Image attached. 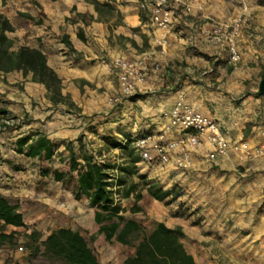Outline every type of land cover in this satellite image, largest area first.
<instances>
[{
    "label": "crops",
    "instance_id": "0c3cea01",
    "mask_svg": "<svg viewBox=\"0 0 264 264\" xmlns=\"http://www.w3.org/2000/svg\"><path fill=\"white\" fill-rule=\"evenodd\" d=\"M98 1L110 2L122 24L112 26L86 0H0V15L14 29L5 33L12 40L11 50L28 46L45 54L62 81V94L79 108L53 105L45 86L31 73L0 72V106L15 118L0 132V193L14 201L24 217L25 228L8 226L6 233L37 231L45 239L58 228H70L85 237L100 264H125L134 248L100 233L96 207L77 195V172H69L67 144L76 150L81 139L94 154L111 149L113 140L124 143L145 133L179 139L182 135L168 121L173 106L183 100L214 118L229 141L243 139L251 147H264V98L255 97L244 79L239 81L242 67H232L225 49L207 44L203 33L210 20L243 17L241 58H258L264 53V0H236L242 6L232 0H184L188 9L174 8L166 44L139 0ZM142 54L158 68L150 67L133 96L111 104L109 99L119 94L111 62ZM28 135L34 140L43 135L57 145L51 161L17 153L16 140ZM208 150L206 144L191 148L187 169L140 161L142 174L164 190L176 187L181 195L165 204L146 191L136 215L145 211L150 220L130 218L147 231L160 222L180 227L181 242L196 264H264L259 244L264 229V156L243 162L231 152L208 161ZM56 172L64 173L61 181L55 179ZM21 254L1 248L0 264H16Z\"/></svg>",
    "mask_w": 264,
    "mask_h": 264
},
{
    "label": "trees",
    "instance_id": "16d2710c",
    "mask_svg": "<svg viewBox=\"0 0 264 264\" xmlns=\"http://www.w3.org/2000/svg\"><path fill=\"white\" fill-rule=\"evenodd\" d=\"M1 1L5 4L8 0ZM86 1L92 4L100 15L109 13L113 9L109 2ZM79 16L83 15L79 14ZM13 31L8 20L0 15V72L21 71L23 75L31 73L35 82L45 86L46 96L53 105H65L70 110L78 111L79 108L72 102L70 96L62 94V81L50 67L45 54L28 46H21L17 51L11 50L12 40L5 33ZM78 37L83 39L80 32ZM66 44L71 46L67 40ZM0 116L2 117L0 132H2L12 124L2 123V120L10 115L1 106ZM134 141L135 139H130L124 143H117L113 140L110 145L126 152L130 158L132 153L129 150L132 146L135 148ZM15 147L18 154L27 158L51 161L57 145L43 135L37 136L35 140L28 135L18 138ZM66 150L69 172H77V195L87 197L90 204L96 207L95 221L100 226V233H103L107 240L114 239L118 243L134 248L133 256L127 258L125 264H196L193 256L186 251L181 242L183 232L180 227L172 229L160 222L153 230L147 231L143 225L124 215L125 210L116 200L112 183L109 181V170L116 169L117 166L96 160L94 155L83 146L81 139L76 150L71 143L67 144ZM140 160L139 156L133 157L130 159L133 167H120V171L127 174L137 172L135 170ZM64 176V173L56 172L54 177L61 181ZM138 178L143 181V187L149 196L158 202L171 204L181 195L176 187L164 190L157 183L147 180L145 175L140 174ZM117 181L118 186L125 183L123 178ZM136 188L137 184L131 183L122 197L130 198ZM133 197L138 202L141 193H136ZM130 210L135 213L140 212L141 208L135 204ZM8 226L25 228L24 217L18 210V205L0 193V249L18 247L19 233L17 231L6 233ZM22 236L28 250L26 257L28 264H100L85 237L70 228H58L50 232L45 239H41V234L37 231L24 232Z\"/></svg>",
    "mask_w": 264,
    "mask_h": 264
},
{
    "label": "built area",
    "instance_id": "2783aa9c",
    "mask_svg": "<svg viewBox=\"0 0 264 264\" xmlns=\"http://www.w3.org/2000/svg\"><path fill=\"white\" fill-rule=\"evenodd\" d=\"M139 6L148 13L151 23L162 31V44H166L165 32L170 27L174 8L177 6L188 9L184 0H141ZM241 28L240 18L231 21L210 20L203 33L207 44L225 49L229 61L235 63L241 59L238 46ZM110 66L116 72L119 85V94L109 99L111 104H119L123 97L133 96L136 89L145 82L150 67L158 68V64L152 63L147 54H142L136 59L116 57ZM14 121L15 119L8 117L4 118L2 123L11 125ZM168 124L182 135L179 139L165 140L152 133L135 139L134 147L142 162L173 164L177 169H187L191 165L190 149L200 148L204 144L209 146L206 155L208 161H214L217 156H227L231 152L243 162L264 156L262 146L254 148L243 139H226L214 118L194 110L183 100L177 101L171 109ZM1 129L0 125V131ZM259 244L264 252V229Z\"/></svg>",
    "mask_w": 264,
    "mask_h": 264
},
{
    "label": "rangeland",
    "instance_id": "374dc122",
    "mask_svg": "<svg viewBox=\"0 0 264 264\" xmlns=\"http://www.w3.org/2000/svg\"><path fill=\"white\" fill-rule=\"evenodd\" d=\"M140 1L141 0L138 1L139 5H140ZM232 4L235 6H242L243 5L242 3H239L236 0H232ZM110 5L113 7L111 12L102 13L101 17L105 20L111 21L110 23L112 26H114V27L119 26L122 24L121 15L111 3H110ZM146 19L147 18H145L144 15H142V20L145 21ZM240 19L243 21V17H240ZM246 25H247V22H246ZM170 29H171V27H170ZM173 29H175L174 26H172V30ZM246 30H248V29L246 28ZM134 32H137V30L136 31L134 30ZM188 49L193 51L195 48L192 46H189ZM195 51L198 52L197 50H195ZM230 63H231L232 67H238V68L242 67L241 68V74L237 77L239 79V81L240 80L243 81V79H244L245 83L249 84L251 90L255 91V93H254L255 97L264 98V95L258 96L256 94L258 82L261 80V78H264V53H262V54L260 53L258 58H254V57L250 58L249 56H246V58L244 60H242V58H241L238 62H235V63L230 62ZM10 118H13V117L10 116ZM120 143H123V142H120ZM110 148L111 149H106V150H105V148H102L103 149L102 152L96 151V152H93L94 153L93 155H94L95 159L98 161L102 160V162H104V163H108L110 165L117 166L116 169L109 170V172H108L110 174L109 181H111L112 189L115 192V198L119 202V205L121 206V208H122L123 204H125L123 209L125 210V212H127V215H126L127 218H130V216L132 218H136L138 216V215H136L137 212L132 213L130 209L135 204L138 206L137 202L135 201V198L133 197L134 194L141 193V199H142L144 197L143 195L146 193V189L143 187V181L138 178V175H140L142 173L140 172L138 164H137V170H135L137 172H133L131 174L121 172L120 167H133V164L131 163L130 159H132L133 157L139 156V154L136 152V150H135V148H133V146L129 150L130 153H132L130 158L127 156V153L122 151L121 149H119V148L114 149V147H112L111 145H110ZM98 149H100V148H98ZM237 159H238V161H240L238 157H237ZM151 164H153V163H151ZM142 175H144V174H142ZM121 178H123L125 180V183L121 186H118L117 179H121ZM146 178H147V180L154 181L152 178H148L147 176H146ZM131 183L137 184V188H136L135 192L130 197V199L129 198H123L122 195H123L124 191L126 190L128 185H130ZM158 184L160 186V182H158ZM141 199H140V201H141ZM148 200L150 201L149 198L146 201L148 202ZM11 202L15 203L14 201H11ZM138 207H140V206H138ZM143 210H145V209H143ZM150 218L151 217H149L145 213V211H143V213L139 214V216H138V219L140 221H148V220H150ZM18 233H19L17 236L18 247H16L15 249H11V250H13V251L18 250V251L24 253V254H21L19 256L18 260L20 262H22L23 264H28L26 262L28 250L26 249V247L24 245L25 240H24V237L22 236V234L24 233V230L22 229ZM127 247L131 248V246H127ZM20 262H16V264H20Z\"/></svg>",
    "mask_w": 264,
    "mask_h": 264
},
{
    "label": "water",
    "instance_id": "95a60500",
    "mask_svg": "<svg viewBox=\"0 0 264 264\" xmlns=\"http://www.w3.org/2000/svg\"><path fill=\"white\" fill-rule=\"evenodd\" d=\"M256 94L258 96L264 95V78H262L257 85Z\"/></svg>",
    "mask_w": 264,
    "mask_h": 264
}]
</instances>
